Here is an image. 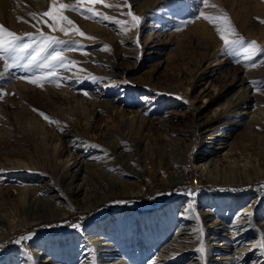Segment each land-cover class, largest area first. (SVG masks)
<instances>
[{"label":"rangeland","instance_id":"374dc122","mask_svg":"<svg viewBox=\"0 0 264 264\" xmlns=\"http://www.w3.org/2000/svg\"><path fill=\"white\" fill-rule=\"evenodd\" d=\"M58 1L62 3V6L93 9L96 18H86L79 12L68 9L87 20L88 29L81 27L85 36L82 40L73 39L82 48L62 52L65 57V66L58 69L52 76L43 75L48 69L36 70L37 83L35 84L27 79L18 78L26 73L18 71L15 67L10 65L5 69V61L0 59V189L2 186L8 188L10 181L15 183L13 180L16 179L9 178L4 170L27 172L21 174L16 182L22 190L53 183V178L44 168H50L53 164L57 148L60 146V139L68 143V147H65L63 152L64 156L68 155L69 150L73 153L70 159L74 158L76 153L83 151L90 155L97 149H85L83 140L74 141L78 135H87L86 137L89 138L103 136L108 129L118 128L124 119L135 118L142 113L147 115L145 127L141 130L138 128L132 130L128 135L131 143L140 141L142 135L150 138L152 143H164L162 134H169L168 139H171L177 133L191 130L194 145L190 148L186 160V179L169 188L158 189L155 187L160 182L156 175L152 171L143 172L145 157L142 156L141 151H129L125 158H121L111 151L109 144L110 147L106 145L104 149L110 157L104 164L102 163L103 167L100 171L95 169L89 171L87 183L91 186V191L101 193L106 191L112 196L90 211L80 210L60 220H44L22 231L11 233L0 241V245L3 246L0 248V263L6 261L11 254L16 253L26 244L46 237L69 234L78 229L69 227V224H79L82 228H86L106 221L111 214L150 213L162 211L171 204H178L177 211L185 213L187 207L185 208L184 204L179 206V203L184 200H190L197 207L199 215L202 209L208 211L201 203L205 196L229 198L264 194V179L240 185L211 182L203 175L205 162L197 159L199 152L204 150L201 146L203 132L200 124L223 108L225 98L221 99L220 96H225L226 88H231L232 96L238 93L239 84L233 79L244 71V61L256 58L250 61L264 64V52L253 51V55L249 57L241 48L234 55L226 54L217 27L223 29L229 25L233 26L246 43L255 41L259 48L264 49V0H209L207 6H203L201 0H163L161 5L153 8H147L143 0H128L131 5L130 10L142 18L139 25L135 27L131 22L119 25L115 23L117 19L130 21V17L122 14L129 9L124 7L121 10L118 7L120 0H107L111 9L117 14L96 11V7L92 4L79 3L78 0L66 3L62 0ZM53 8L57 7L52 0H0V25L25 39H27V33L38 36L40 32H43L70 41L71 38L58 37L55 31L60 27L71 30L74 29L73 25H68L66 20L59 22L62 26L57 25L51 17L42 15L46 11H52ZM68 11L64 10L59 14L64 15V12ZM200 11L204 12V16H199ZM31 13H36V16L33 17ZM100 15L110 16L113 20L101 21ZM205 16L209 19H205ZM201 22H206L210 34L203 35L195 30V27H202ZM76 23L75 21V26L79 27ZM177 28L182 30L177 31ZM78 56L94 62L90 71L76 69L75 65L66 63L76 60ZM48 80L52 82L49 83ZM102 100H107L110 107H113L112 110L107 111L99 107L95 111L96 121L89 124L86 120L88 113L84 105ZM247 111L249 110L242 111L243 116H247L244 114ZM40 113H44L49 119L46 120ZM118 131L116 137L121 141L119 137L124 133ZM227 134V131L223 136H220L219 132L212 133L215 141L212 143L211 151L206 153L207 159L215 160L217 167L215 171L218 172L225 169L240 170L250 157H254L247 153L242 156L240 149L233 151L232 154L228 153L223 144L230 139V135ZM99 154L94 152L91 156ZM30 160L41 167L40 169H44L43 172H30ZM149 173L153 175L149 177ZM123 181H134L142 189L155 188L156 190L150 194L138 196L120 193L119 187L123 186ZM24 196V194L20 198L18 196V202L25 201ZM129 198L136 201L126 204L124 200ZM143 199L148 200V203L143 202ZM13 203L10 201L7 204L9 217H11ZM253 213L257 216V222L264 224V201L253 206ZM232 215L235 218V212H232ZM233 218L228 219V227L233 225L230 222ZM7 220L8 224L13 223V220L9 218ZM129 226L131 225L127 222H120L117 223L116 228L117 231L127 234ZM249 226L251 227L248 233L258 232L256 225ZM135 228L136 225H133L132 229ZM33 232L35 233L33 238L21 240L22 236H28ZM172 234L173 232H169L167 238L156 246L148 248L142 246L145 250L136 251L135 258L131 256L133 253L129 254L128 258H124V250L119 249V252L115 254V257L119 258L116 263L134 264L139 260V264H196L198 262L200 264H237L238 262L264 264V246H262L264 233L262 231H259V239L254 240L253 245L249 244L250 237L235 240L232 235L224 237L223 234L219 236L217 243L212 244L206 233L204 243L190 248L185 257L180 253L178 256L183 257L180 259L176 258L177 255L172 257L169 251L163 250L168 245V243L165 244L166 241L169 240L171 243ZM186 235L188 238H185V235L179 237L181 239L183 237L182 240L185 241L192 239V234ZM149 236L150 233L147 237ZM223 238L227 240L220 241ZM82 239L85 238L82 237ZM120 245L117 244V248ZM248 247L251 249L248 250L247 259L241 261V252ZM209 248L213 251L219 250L218 252L221 253V258L216 259L215 263L212 262L215 258H212ZM37 251L34 252L39 254ZM139 252L141 253L138 256ZM40 257L38 264L44 261L42 256ZM111 259V257L104 258L100 264H106ZM72 262L71 264H76L75 261ZM49 264L52 263L49 262Z\"/></svg>","mask_w":264,"mask_h":264},{"label":"bare ground","instance_id":"6f19581e","mask_svg":"<svg viewBox=\"0 0 264 264\" xmlns=\"http://www.w3.org/2000/svg\"><path fill=\"white\" fill-rule=\"evenodd\" d=\"M67 1L71 0H62V2L65 3ZM143 1L146 3L147 8L157 7L163 3V0ZM54 5L58 9L63 8L60 1ZM93 6L96 7V11L100 10L111 14H117L111 9V6L106 7L104 4L100 3ZM159 11L161 12V8ZM64 15L74 20V22L76 21V25H79V29H81L82 26L88 29V23L84 17L76 15L71 11L64 12ZM201 24L202 27H195V30L203 35L210 34L206 22H201ZM47 31L49 30L47 29ZM81 31L83 30L81 29ZM55 35L61 38H71V40H82V37L76 32L75 27L71 30L68 29L67 34L57 30L55 31ZM227 35L228 38L236 37L231 33H227ZM62 57L65 59L63 55ZM75 59L76 60H71L66 63L75 65L76 69H84V71H90L94 65V62L85 59L83 56H78ZM257 59L259 60V58ZM250 60L246 59L244 61V66L252 62ZM73 61L77 63H72ZM243 70L244 71L239 76L236 75L233 79L234 82L239 84L240 89L238 93L232 96L231 88H226L225 96H220L221 99L225 98L222 104L223 108L216 115L200 124L203 132L201 146L204 150L199 152L197 159L205 162L203 164V169L205 170L203 175L211 182L240 185L246 182L264 179V64H257L256 67L245 66ZM84 107L88 113L86 120H88L89 124L96 121L95 111L99 107H103V109L107 111H111L113 108L110 107V103L107 100L93 102L84 105ZM244 109L249 110L244 113L247 116H243L242 111ZM146 120L147 115L142 113L135 118L124 119L122 123L118 125V128L108 129L103 136L89 138L86 137L87 135H78L74 139V141L83 140L85 149H97L94 152L100 154L96 156H91L94 152L88 155L87 152L83 151L81 153H76L75 157L70 159L73 153H70L69 150L68 155H63L65 147H68V143L60 139V146L57 148L53 164L50 168H44L53 178L54 182L51 184L34 186L27 190H22L16 182L20 179L21 174H26L27 172H12L10 170L7 172L4 170L5 175H9V178L15 177L16 179L13 180L15 183L10 181L8 188L2 186L0 189V241L7 238L11 233L18 232V230L22 231L26 227L35 225L41 221L60 220L80 210L90 211L109 199L112 194L106 191H102V193L95 190L91 191V186L87 183L89 171L91 169L100 171L103 167L102 163L104 164L108 157H110L104 149L108 144L111 146V151H113L114 154H118L121 158H125L126 155L129 154V151H141L142 156L145 157L143 172L152 171L160 182L158 186L155 187L156 189L161 187L169 188L184 181L187 176L186 160L188 159L190 148L194 145L192 131L186 130L177 133L171 139H168L169 134H162V137H164L163 140H165L163 141L164 143H152L151 139L144 135H142L140 141L131 143L132 141L128 135L134 128H138V130L143 129ZM118 130L125 135L119 137L122 139L121 141L116 137L119 133ZM226 131L230 135V139L226 140L223 144L224 149H227L228 153L230 152L232 154L233 151L240 149L242 156L244 153H247L254 157H250L249 161H247L240 170L225 169L222 172H218L215 171V160L207 159L206 153L211 151L212 143L215 141V138H212V133L219 132L220 136H223ZM29 167L30 172H43L42 170H44L40 169L41 167H38L32 160L29 161ZM151 175L153 174H150L149 177ZM122 184L123 186L119 187L120 193L133 194L135 196L150 194L156 190L155 188L147 190L142 189L139 185H136L137 183L134 181H123ZM93 193L98 194L94 195ZM22 194L25 195V201L18 202L19 200H17V197L19 196L20 198ZM10 201L14 202L12 204V211H10L11 217L7 215L9 211L7 204ZM262 201H264V194L229 198L205 196L202 198L201 203L208 211L206 212V210L202 209L199 215L196 210L197 207L194 205L193 211L186 210L185 213L181 211L178 212V204H171L162 211L150 213L126 212L122 214H111L106 221L92 226L86 228L80 227L69 234L46 237L42 240L26 244L0 264H19V262H22L20 264H33V262L34 264H38L37 261L41 258L40 256H42L44 260L39 262L40 264H49V262L52 264H71L73 263L72 261H75L76 264H100L103 262L104 258L108 257L112 259L107 261L106 264H109L108 262L118 264L116 261L119 258L115 257V254L119 252V249L124 250V258H128L131 253H133L131 256L135 258L136 251L145 250L142 246L148 248L158 245L162 240L167 238L169 232H173L172 239H170L171 243L169 240L166 241L165 244L168 243V245L165 246L163 250L169 251L172 257L177 255L176 258L179 259L185 257L190 248L197 247L200 243H204L206 233H208L209 240L213 242L212 244H214V242L217 243L219 236L223 234L224 237L232 235L235 240H244L246 239L245 237H250L248 239L249 244L253 245V241H258L259 239V231L264 233V224L258 223L257 216L253 213V206ZM189 202L191 201H181L179 206L184 204L186 208ZM176 211L178 213H176ZM232 212H235V218H233ZM230 217L233 218L232 221L230 220L233 225L229 222L232 226L228 227V219ZM7 218L13 220L11 225L7 223ZM120 222H127L131 225L128 227L129 230L127 234L117 231L116 225ZM250 224L256 225L258 227V232L255 233V231H253L248 233L251 227L249 226ZM133 225H136L135 229H132ZM147 230L149 232H147ZM149 233L150 236L147 237ZM186 234H192V239H187V241H185L182 240L183 237L182 239L180 238V235H185L184 237L188 238ZM262 236L264 235L262 234ZM82 237L85 239H82ZM224 240L226 241L227 239H220V241ZM117 244L121 245L117 248ZM100 245L103 246L101 247ZM250 249L251 247H248L246 250L241 249V261L245 260L246 255L249 253L248 250ZM37 250L39 254L34 252ZM215 250L213 251L211 248L208 249L209 253L213 255V257H211L215 258L212 260L214 263L216 259L221 258V253L218 252L219 250ZM140 253L141 252L138 253V256ZM180 253L183 254V257L178 256ZM138 261H135L134 264H139ZM128 262L131 263V261ZM243 263L244 262L241 264ZM196 264H200V262ZM237 264L240 263L238 262ZM251 264H254V262Z\"/></svg>","mask_w":264,"mask_h":264},{"label":"snow or ice","instance_id":"6c2138e0","mask_svg":"<svg viewBox=\"0 0 264 264\" xmlns=\"http://www.w3.org/2000/svg\"><path fill=\"white\" fill-rule=\"evenodd\" d=\"M79 3H88L95 5L97 3L104 4L106 7H110L107 3V0H78ZM209 0H201L203 6L208 5ZM53 4L58 3V0H52ZM118 7L122 10L124 7H127L129 11L122 12L123 15L130 17L129 20H115L116 24H125L131 22L133 27L138 26L142 18L134 14L130 9L131 5L128 3V0H120ZM70 9L73 12H79L82 16L86 18H96V13L93 9H79L71 5H64L62 9L53 8L52 11H46L42 15L49 16L59 25V22L66 20L68 25H73L76 32L79 33L81 37L85 36V33L79 29L78 26H75L74 21L69 19L67 16L60 15L59 13L64 10ZM33 17L36 16V13H31ZM199 16H204V12L200 11ZM226 16V14H225ZM101 21H111L112 17L107 15L99 16ZM199 18V17H197ZM209 19L208 17H204ZM191 21H189L190 23ZM60 31L67 34L68 29L64 27L59 28ZM177 31L182 30L177 28ZM39 32V29H37ZM126 31V30H125ZM217 32L220 36V39L224 43V51L226 54L234 55L238 49H243L249 57L255 52H264V49L259 48L256 45L255 41L245 42L244 38L235 31L233 26H227L225 28L217 27ZM227 33H231L238 37L237 39H229ZM27 39L19 36L17 33L12 32L5 28L3 25H0V59L5 61L4 67L7 69L10 65L15 67L18 71L26 73L23 78L29 80L31 83H37L36 70L48 69L47 72L43 73L44 76H52L58 69L65 66V60L62 57V52L78 50L82 48L81 45L75 40L65 41L57 37L48 35L46 33L40 32L37 36L33 33L26 34ZM92 38V37H88ZM252 50V51H250ZM50 61H55V63H50ZM72 63H77L73 61ZM246 67H256L257 64L254 62L247 63ZM47 82L51 83V80ZM255 83V82H253ZM87 93H85L86 95ZM179 99V97H177ZM46 120L49 119L44 113H40ZM99 147V146H96ZM192 195V193H189ZM187 210L193 211V204L189 202L187 204ZM69 227L80 228L79 224H69ZM35 233H31L28 236H22L21 240H30L33 238ZM264 246V245H262ZM3 246L0 245V248ZM34 264V262H33Z\"/></svg>","mask_w":264,"mask_h":264},{"label":"trees","instance_id":"16d2710c","mask_svg":"<svg viewBox=\"0 0 264 264\" xmlns=\"http://www.w3.org/2000/svg\"><path fill=\"white\" fill-rule=\"evenodd\" d=\"M213 189V188H212ZM228 190H232L231 188H228ZM133 201H136V200H132V199H126V200H124V202L126 203V204H130L131 202H133ZM148 200H146V199H143V202H145V203H148L147 202Z\"/></svg>","mask_w":264,"mask_h":264},{"label":"water","instance_id":"95a60500","mask_svg":"<svg viewBox=\"0 0 264 264\" xmlns=\"http://www.w3.org/2000/svg\"><path fill=\"white\" fill-rule=\"evenodd\" d=\"M166 207V206H165ZM164 208V207H163ZM163 208H161V209H163ZM161 209H159V210H161Z\"/></svg>","mask_w":264,"mask_h":264}]
</instances>
